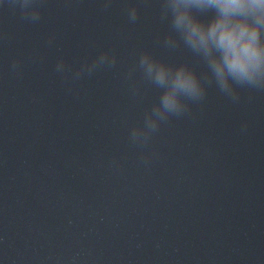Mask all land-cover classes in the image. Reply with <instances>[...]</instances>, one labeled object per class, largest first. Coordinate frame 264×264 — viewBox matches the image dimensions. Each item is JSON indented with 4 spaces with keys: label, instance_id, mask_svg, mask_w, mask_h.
<instances>
[{
    "label": "water",
    "instance_id": "1",
    "mask_svg": "<svg viewBox=\"0 0 264 264\" xmlns=\"http://www.w3.org/2000/svg\"><path fill=\"white\" fill-rule=\"evenodd\" d=\"M104 2L42 0L31 23L0 0V264H264V93L211 86L132 144L160 94L128 77L139 53L203 66L163 47L159 0ZM104 51L114 67L55 70Z\"/></svg>",
    "mask_w": 264,
    "mask_h": 264
},
{
    "label": "clouds",
    "instance_id": "2",
    "mask_svg": "<svg viewBox=\"0 0 264 264\" xmlns=\"http://www.w3.org/2000/svg\"><path fill=\"white\" fill-rule=\"evenodd\" d=\"M10 3L19 7L23 20L37 23L41 19L42 0ZM110 6L111 0H105L104 9ZM126 12L129 22L135 23L138 7L127 6ZM159 16L169 28L161 41L163 47L187 49L203 70L189 62L168 63L147 50L139 53L128 77L139 71L143 82L160 90L157 101L145 110L142 123L129 131L131 143L141 148L173 117L191 114L192 106L205 100L211 86L233 102L239 100L241 90L264 93V0H159ZM116 63V55L104 51L74 71L61 57L55 70L65 80L69 75L79 80L85 73L91 75ZM11 67L16 72L20 61L13 60ZM132 90L139 92L138 83L133 82Z\"/></svg>",
    "mask_w": 264,
    "mask_h": 264
}]
</instances>
